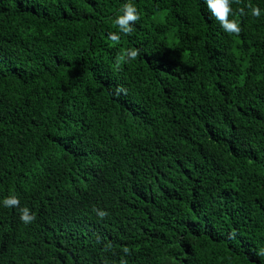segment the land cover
I'll return each instance as SVG.
<instances>
[{
    "label": "trees",
    "instance_id": "obj_1",
    "mask_svg": "<svg viewBox=\"0 0 264 264\" xmlns=\"http://www.w3.org/2000/svg\"><path fill=\"white\" fill-rule=\"evenodd\" d=\"M123 2L0 0V264H264V0Z\"/></svg>",
    "mask_w": 264,
    "mask_h": 264
},
{
    "label": "clouds",
    "instance_id": "obj_2",
    "mask_svg": "<svg viewBox=\"0 0 264 264\" xmlns=\"http://www.w3.org/2000/svg\"><path fill=\"white\" fill-rule=\"evenodd\" d=\"M203 4L210 12L211 16L218 21L220 27L225 33L239 34L241 31V25L238 21L237 13L233 11L231 7L232 0H203ZM247 7L250 9V14L253 17H260L264 9L258 5L249 3ZM240 15L244 14V8L238 10ZM231 14V15H230ZM140 19L137 6L134 0H124L118 13L114 19L115 31L108 34V39L113 42H119L121 34H130L133 32L135 22ZM139 55V50L135 47L125 49L123 59L125 61L133 60ZM0 205L5 208H16L19 206V219L28 224L36 219L35 213L27 205L20 206V198L15 192L0 198ZM98 217H104L107 212L100 209H93ZM124 253L129 250L123 249ZM258 256H264V247H261L258 252ZM107 264V262H105ZM120 264H126V261L121 259Z\"/></svg>",
    "mask_w": 264,
    "mask_h": 264
}]
</instances>
